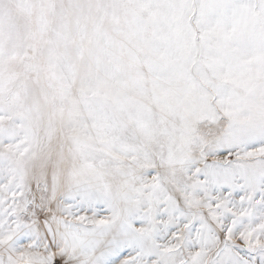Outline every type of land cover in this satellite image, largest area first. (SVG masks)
I'll use <instances>...</instances> for the list:
<instances>
[{"label":"snow or ice","instance_id":"snow-or-ice-1","mask_svg":"<svg viewBox=\"0 0 264 264\" xmlns=\"http://www.w3.org/2000/svg\"><path fill=\"white\" fill-rule=\"evenodd\" d=\"M0 264H264V0H0Z\"/></svg>","mask_w":264,"mask_h":264}]
</instances>
